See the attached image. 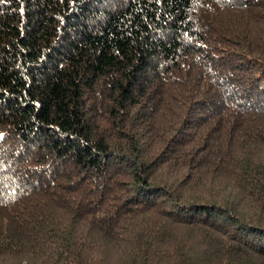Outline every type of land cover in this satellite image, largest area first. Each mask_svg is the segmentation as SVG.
I'll return each instance as SVG.
<instances>
[{"label": "trees", "instance_id": "1", "mask_svg": "<svg viewBox=\"0 0 264 264\" xmlns=\"http://www.w3.org/2000/svg\"><path fill=\"white\" fill-rule=\"evenodd\" d=\"M0 264H264V0H0Z\"/></svg>", "mask_w": 264, "mask_h": 264}]
</instances>
